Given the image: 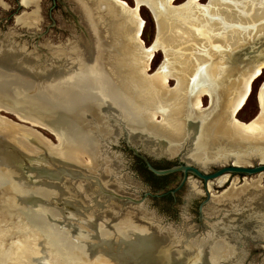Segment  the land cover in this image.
<instances>
[{"label": "bare ground", "instance_id": "1", "mask_svg": "<svg viewBox=\"0 0 264 264\" xmlns=\"http://www.w3.org/2000/svg\"><path fill=\"white\" fill-rule=\"evenodd\" d=\"M70 1L79 13L87 33L78 34L77 41L67 43L63 47L54 48L44 43L46 55L43 59L40 55L29 53L23 46L17 45L11 32L0 37V53L4 62H8L6 65L26 67L37 76H41L42 79L37 81V84L41 90L48 88L49 95L41 94L39 97L49 99L50 102L61 96L60 100L58 98L54 101V108L63 110L66 107L71 111L67 112L70 119L67 125L61 127L54 123L50 127L60 139L59 145L53 150L54 155L73 165L84 166L89 171H96L99 168L110 174L118 170L114 157L106 151L108 147L106 142H113L119 134V129L111 126V119L106 121L108 125L104 123V117L95 108L92 109L91 101L94 100H105L115 107L120 106L117 116L120 121L129 129L138 125L146 131L147 136L142 139L146 147L156 152L167 149L175 153L189 138V123L192 124L201 118V115L196 113L204 108L203 97L208 96L216 106L215 115L210 123L208 121L202 123L203 128L196 138V145L187 154V159L204 165L228 159L238 163L247 162L255 157L264 160V82L259 91L260 110L257 115L248 122L237 118L253 91L254 82L264 74V62L246 67L241 74L234 75L232 69L227 66L225 56L215 61L210 49L216 51L221 48L230 49L232 44L246 40L247 35L234 34V37L227 40L214 36L209 40L203 30L207 22L210 30L218 32L227 28V24L256 27L258 15L249 17L253 21L247 23L246 19L236 20L229 13L231 3L241 0H210L205 4L201 3V0H187L183 8L195 11L194 15L187 16L188 18H184L185 14L182 15L185 10L176 9L177 6H174L176 0H135L136 4L133 7L125 0ZM21 3L35 5L37 10L32 14L17 17V20L30 26L36 24L39 0H22ZM116 4L123 6V10L116 7ZM141 5L150 8L157 23L155 44L149 47L144 46L141 38L145 27V21L139 13ZM242 6H239V9L241 8L243 13L244 7L251 6L249 8L251 10L257 7L249 4ZM105 10L109 16L108 20L102 13ZM207 15L209 20L214 21L210 22ZM219 17L224 21H215L219 20ZM261 17L264 18V15L258 19ZM206 39L211 46L203 44ZM118 47H125V50ZM158 47L163 49L165 57L155 73L149 75L147 70ZM11 76L0 75V91L6 96L10 94L8 90L12 83L17 87L33 83L22 76ZM172 79L176 81V85L169 87L168 83ZM85 113L95 116L94 126L83 125L82 120L79 122V116ZM159 114L162 115V121L156 123L155 118ZM202 119L204 118L200 120ZM0 131L11 132L13 128L0 122ZM62 136L66 137L64 142H61ZM132 138L141 137L135 133L132 134ZM163 140L166 143H163ZM21 144L27 151L28 149L32 151L33 147L27 142L22 140ZM84 155L90 159L88 163L83 162ZM99 161L102 163L97 167ZM6 163L7 156H1L0 236L4 234L12 236L13 243L18 245L15 248H22L20 239H23L26 243L29 242L28 245L31 247L34 245L40 250L43 248L45 251L51 250L50 253L55 254L52 256L56 258H47L48 264H112L113 259L121 261L119 263H130L132 259L143 258L151 245L162 238L161 236L168 239L178 233L171 229L159 228L158 225L157 228L147 225L149 223L144 218L150 216L144 208L131 209L120 214L119 212H123L119 210L120 205L112 199L105 200L95 185L84 177L72 185L70 183L64 185L68 194H74L71 187L75 186L80 190L84 204L79 205L86 213L96 214L99 218L96 221L98 229L105 227L106 221L113 219L115 215H118L116 218L118 222L114 223L113 230L107 228L100 230L106 244L113 241V249L106 247V250L95 251L92 256L87 252L76 251L74 247L69 248L66 245L69 238L65 233L47 229L42 224L44 222L34 225L23 223L20 218V202L22 196L30 190L15 177L14 167ZM77 169L69 166L72 173L79 172ZM224 178L225 176L221 177L220 182ZM109 183L113 184V187ZM125 183L127 181L121 177H116L113 182H106L117 190L122 184L125 186ZM54 187L52 185L40 193L46 199L55 198L59 192ZM190 191L193 194L197 192V188L193 187V190L190 188ZM235 193L212 203L208 210L210 214H218L219 206H232L236 198L242 196L239 195L240 192ZM8 206L10 212L6 209ZM51 214L58 216L54 209ZM138 218L143 221L140 223ZM226 222L228 221L225 220L213 227L215 234L227 228ZM216 237L218 236L214 237L215 240L209 247L212 254L208 264H218V261L221 263L222 259L232 252L229 245L216 244L218 242L216 240L219 239ZM53 238L58 242V246L50 242ZM42 239L46 241V245L49 244L47 249L39 241ZM3 243L4 239L0 237V247L4 245ZM89 245H85L86 248H89ZM0 249L2 254L5 250ZM31 253L35 255L33 249ZM187 254H190V250ZM32 259L34 261L27 260L23 264H35L37 258Z\"/></svg>", "mask_w": 264, "mask_h": 264}, {"label": "water", "instance_id": "2", "mask_svg": "<svg viewBox=\"0 0 264 264\" xmlns=\"http://www.w3.org/2000/svg\"><path fill=\"white\" fill-rule=\"evenodd\" d=\"M53 1L55 3L59 2L63 4L73 18L71 25L76 33V35H73L74 41L78 40V34L86 35V28L81 21L79 13L74 9V4L70 0ZM209 1L210 0H208V2ZM18 4V8L24 5L21 2ZM231 4V11L229 10V13L234 19L244 18L248 23V20H250L249 10H251L249 8L251 6L248 8L244 7V13L241 12V8L239 9V6L243 7L242 5L245 4L257 6L254 7L255 13L252 16L258 15L257 17L259 18L264 15V0H241L238 2H232ZM116 5V7L123 10V6L119 4ZM54 7L55 5L50 8V17L52 19V9ZM258 8L259 10L261 9V11H259ZM36 10L37 8L34 7L33 11L26 14H32ZM24 12L25 11L17 17L24 15ZM102 13L108 20L109 16L107 10ZM240 14H242V16H240ZM17 17L16 23L18 28L21 29V32L25 33L26 36L32 38L43 36V33L37 34L35 32L36 24L32 26L27 25L24 22H19ZM258 18H256V20H258L256 28L248 25L244 28L247 33H250V30L257 29L259 26L258 23H261V26L258 28L261 32L256 34L253 38L248 37L249 42H247L248 39L244 41L245 44L239 45L241 43L239 42V44L236 45L237 48L235 50L229 48H225L224 50L221 48L225 51L223 52L225 61L228 64L227 66L232 69L233 74H235L237 70L239 72L241 70L244 71L246 67H252L264 62V18ZM54 24L55 23L52 25ZM7 33L10 32L8 31ZM154 44L155 40L148 46H153ZM63 46L64 45L58 47ZM118 49L125 50V47H118ZM160 49L161 48L158 47V50ZM240 55H243V58H241V62L243 63L241 68L232 67L237 64V58L240 59ZM6 64H8V62H4L3 55L0 53V75L5 74L6 77L18 75L33 82L32 85L22 87H17L12 83L9 88L10 90H8L10 93L8 96L0 91V122L13 128V131L11 132L0 131V159L1 156H7L6 164L14 167L16 170L14 171L15 177L30 190V192H27L22 196L20 202V218L23 223L34 225L38 222H44L42 224L47 229L58 230L60 233H65V235L68 236L69 243L66 242V245L69 246V248L74 247L76 251H82L83 253L87 252L91 256L97 250H106V247L108 249H113V241L110 243L111 245L106 244L102 238L103 236L101 235L100 230L103 228L113 230L114 223L118 222L116 220L118 215H115L113 219L106 221L105 227L98 229L96 227V221L99 218L96 214L93 212L86 213V211H83L79 207V204H84V198L83 195H81V192H79L80 190L75 186L71 187L74 192L72 195L68 194V191L64 188L65 184L70 183L72 185L73 182L85 177V179H89L95 185L96 190L103 198H105V200L112 199L117 205H120L119 210L123 211L122 213L119 212L120 214L127 212V210L144 208L150 216L144 218V220L149 223L147 225H151L153 228H157L156 225H158L159 228L171 229L179 233L168 239L161 236L162 238L156 240L151 245V248L145 253L143 258L132 259V262L130 263H119L121 261L113 259L111 260L112 264H208V259L211 258L212 254L209 247L212 246L215 236H218L216 238H219L216 240L218 241L216 244L224 243V245H229L232 250L231 254L222 259L223 262L220 263V261H218V264H264V248H260L259 246H264V187L257 188L252 185V182L247 183L248 181H246L239 188L234 187L232 184L219 195H213L209 188V182L214 180L218 181V184L223 185L226 180L220 182L219 179L227 175L243 174L244 176H253L264 172V160L255 157L249 159L247 162L238 163L232 159H228L224 162H211L204 165L187 159V154L192 151V148L196 145V138L198 137L199 132H201L200 130L203 128L202 123L205 121L210 123L213 120L216 111L214 102H211L209 99L208 104L204 105V108L196 113L197 115H201L200 117L204 119L200 120V118L192 124L189 123V138L183 143L180 149L175 153H171L167 149L156 152L146 147L142 143L144 136H147L145 135L146 131H143L138 125H135L133 129H129L126 124L120 121L117 117L119 114L118 107L120 108V106L117 107L116 105L115 107L113 104H109V102L105 100L91 101L92 109L95 108L99 114L104 117V123L111 119V126L119 129V134L116 139L113 142H106V145L108 146L106 151L114 157V160L118 165V170L111 172L110 174L105 173L103 170L101 171L99 168H97L96 171H89L84 166L73 165L65 159L54 155L53 150L54 148H57L59 144H49L41 137L36 129L20 123H12L1 114L2 111L10 112L20 121L39 127L49 128L50 130V127L53 126L54 123L61 127L67 125L70 121L67 117V112H71L66 107L63 110H56L54 108V101H57L58 98V100H60L61 96L50 102H48L49 99L39 97L41 94L49 95L48 88L47 90L44 88L41 90V87L37 84V81L42 79L41 76H37V74L30 71L29 68L22 66L21 68L17 66L12 67ZM79 117V122L82 120L83 125L88 124L89 127L94 126L96 119L91 113H85ZM131 133L134 135L136 133L141 138L134 139L132 138ZM64 138L66 137L64 136ZM64 138L62 136L61 142H64ZM22 140L33 147L32 151L29 149L27 151V149L23 147L21 144ZM163 143H166V141L163 140ZM123 144L133 150L136 155L141 156L147 167L156 175L164 176L175 172L183 173V179L176 190L180 189L186 182L188 189L183 197V203L180 206L177 221L167 220L161 213L151 207L149 197L160 196L161 194H152L151 192L146 191L141 179L135 177L134 171L126 164L127 161L122 150L124 148ZM179 144L180 143H178V145ZM149 157L154 159H177L179 163L167 168H156L149 160ZM100 163H102V161L97 162V167H99ZM69 166L78 168L77 170L79 172L76 171L72 173L69 170ZM215 167L217 169L213 170ZM189 173L204 182L206 197L199 205V214L197 217L191 215L190 207L193 199L199 197L201 192L197 189V192L193 194L191 193L190 188L193 190V187L195 188L196 185L193 182V178H189ZM80 175L83 176L80 177ZM116 177H121L127 181L125 186L122 184V187L118 190L112 188L113 184L109 183L112 187L106 184V182L109 181L113 182ZM52 185L55 186L54 188L58 190L59 194L55 198L46 199L40 192L46 188H51ZM230 188L232 189L230 190ZM234 192H240L239 195L242 196L236 198L232 206H219L218 214H210L208 210L212 203H217L221 199H224L227 196L229 197V195ZM224 202L225 200L223 203ZM9 208V206L6 208L8 212H10ZM53 209L57 211L58 216H53L51 214ZM225 220L228 221L226 222L228 223L226 226L227 228L215 234L213 227L215 228V225H218ZM138 221L141 223L143 219L140 220L138 218ZM0 237L4 239V245L0 248L5 250L2 253L3 255L0 252V264H8L12 261L14 264H20V259L25 263L27 260L34 261L32 258H37L35 264H48L47 258H56L55 256H52L55 254L52 252L50 253L51 250L48 251L47 248L49 244L46 245V241L43 239L39 241L42 245L44 244L47 251H45L44 248L41 250L40 248H35L34 245L31 247L29 246L30 244L28 245L29 242L26 243L23 239H20V241L22 240L20 242L22 243V248H15L18 245L13 243L12 236L4 234ZM46 238L47 237H45V239ZM222 238L224 239L223 241L220 240ZM87 240L88 242H86ZM50 242L52 245L58 246V242L54 240V238L50 240ZM88 244H90L89 248H86ZM255 247H258L259 251L255 256H252L251 252ZM31 249L34 250L35 255L31 253ZM189 250L190 254H187ZM0 251L2 250L0 249ZM63 257L64 256L62 255V258Z\"/></svg>", "mask_w": 264, "mask_h": 264}, {"label": "rangeland", "instance_id": "3", "mask_svg": "<svg viewBox=\"0 0 264 264\" xmlns=\"http://www.w3.org/2000/svg\"><path fill=\"white\" fill-rule=\"evenodd\" d=\"M21 1L22 0H0V37H3L8 31L13 32L12 36H13V39L15 40L17 45L23 46L25 48V50L29 53L40 55L41 59H43L46 55V47H45L44 43H48L52 47H58L61 45H65L71 41L72 42L74 41L73 35H76V33L74 32L73 26L71 25L73 18L70 16L69 12L65 9L63 4L59 3L56 7H54L52 9V16H53V19H52L50 17V8L53 5L51 0H39V7L38 8L40 11V15H38V20L36 21V25H35L36 31L35 32L37 34L43 33V36H41V37L37 36V37L32 38V37L26 36L25 33H22L21 29L18 28V25L16 23V17L18 15H21V13L23 11H25L24 14L33 11L35 5L34 6L33 5H22L20 8H18V6H19L18 3ZM125 1L131 7H133L135 5V0H125ZM186 1L187 0H176L174 2V6H177L176 9H181L184 11L185 8H183V4ZM207 2H208V0H201V3H203V4H205ZM171 9H175V8H171ZM194 12L195 11L185 10V12H183L182 15L185 14L184 18H188L187 16H193ZM139 13L145 21V27H144L141 38L145 44L144 46L149 47L148 45H150L156 39V34H157V23L155 20V16H154L153 12L150 10V8H148L145 5H141ZM254 13H255V9L249 10V16L250 17ZM208 16L209 15H207V18H208ZM208 20H209V18H208ZM209 21L212 22L214 20L211 19ZM215 21L222 22L224 20L220 19V17H219V20L215 19ZM250 21H253V20H248V22H250ZM53 23H55V24L52 25ZM225 24H227V23H225ZM49 25H50V27H49ZM258 25L261 26V23L259 22ZM209 26L210 25L207 22L206 26H204V28H203V30L206 32V35H207V36L206 35L205 36L209 40H210V37H214V36L217 39L222 38V39L227 40L230 37H234L233 36L234 34L236 35L239 33H242V34L245 33L247 35L246 37L248 39V37L253 38L256 34L261 32L258 29L259 26L255 30H250V33H248L250 35H248L247 32L244 30V28L247 27V25L246 26H230L229 24H227V26H226L227 28L221 30L220 32L210 30ZM248 26H253V28H256V27H254V25H248ZM16 36H17V38H16ZM207 39L204 41L203 44H207L208 46L209 45L211 46V44L207 41ZM244 41L242 42V40H241L240 44H239V42L232 44L230 49L235 50L237 48L236 45L237 44H239V45L245 44ZM247 42H249V39L247 40ZM222 49L225 50V48H222ZM222 49H219L218 51L210 49V53L214 54L213 59L214 60L216 59L215 61H218L222 57L223 52H225ZM164 57H165V54H164L163 49H160V50L154 52L153 59L151 60L150 65H149V70H147L149 75H152L155 73L156 69L162 64ZM239 57H240V59L237 58V64H236L237 66L234 65L232 67L241 68V65L243 64L241 62V58H243V55H240ZM242 72H243V70H241L240 72L237 70V72L234 75L238 76ZM263 82H264V74L254 82L253 91H252L251 95L249 96L248 101L246 102L244 107L240 110V112L237 115V118L239 120L248 122L251 119H253L257 115V113L259 112V110H260L259 91H260V88H261V85L263 84ZM168 85H169V87H174L176 85V81L174 79H172V80H170ZM208 102H209V97L204 96L203 97V105H207ZM1 114L4 115L7 118V120L11 121L12 123L16 122V123L23 124L25 126H29L33 129H36L38 131V133L41 135V137L51 145L60 143V139H59L58 135L56 133L52 132L51 130H49V128L39 127V126L31 125V124L24 122V121H20L17 119V117L14 114L9 113V112L2 111ZM161 117H162V115L159 114L155 118L156 123H160V121H162ZM122 150H123V153L125 154V159L127 161L126 164L129 165L130 167H132V170L135 169V171L133 170L135 173V177L137 179H140V176H142V174L137 169L134 158L131 156V153L125 152L124 149H122ZM82 160L84 163H88L90 159L88 158L87 155H84L82 157ZM214 169H216V168H214ZM254 178L256 179V181ZM257 179H259L260 181ZM225 180H226V182L223 183V185L218 184L217 183L218 181H216V180L209 182L210 192L213 195H219L220 193L225 191L227 188H229L233 184V182H234V184H233L234 187H238V186L240 187L245 181H248L247 183L252 182L253 183L252 185L256 186L257 188L264 187V172H262L260 174L253 175V176H244L243 174L228 175V176H225L223 181H225ZM223 181H221V182H223ZM193 182L195 183V185H197L195 188H197L201 192V195L199 197H196L193 199V202H196L198 204L202 199H204L206 197V193L204 191V184L202 181H200L197 178H193ZM232 188H230V190ZM187 189H188V186L183 187L181 195H183V194L185 195V193L187 192ZM149 199H150L151 207L154 208L157 212L161 213L167 220L177 221L178 218H176V216L168 208H165V206H163L161 204L160 200H156V199H153L150 197H149ZM192 205H193V203H192ZM80 207L82 210H84L82 208V206H80ZM190 213L192 216L197 215L195 210L191 207H190ZM12 241L14 242V238L12 239ZM259 246H260V248L261 247L264 248V246H261V245H259ZM258 251H259L258 247H255L251 252L252 256H255ZM20 262H21L20 264H23L21 259H20ZM8 264H14V263L12 261V262H9Z\"/></svg>", "mask_w": 264, "mask_h": 264}, {"label": "flooded vegetation", "instance_id": "4", "mask_svg": "<svg viewBox=\"0 0 264 264\" xmlns=\"http://www.w3.org/2000/svg\"><path fill=\"white\" fill-rule=\"evenodd\" d=\"M51 1H52V4L55 5V7L59 4V2L55 3L53 0ZM123 145H124L123 149L125 150V152H130L131 156L134 158L136 167L143 176V177L140 176V179L143 182L146 191L151 192L152 194H157V193L161 194L160 196H150V198L160 200L161 204L165 206V208H168L177 218L180 212V206L183 203L184 194L181 195L182 189L183 187L187 186V182H186L180 189L176 190L183 179V173L175 172V173H171V174L164 175V176L156 175L147 167L144 159L141 156L136 155L133 152V150L129 149L125 144ZM149 160L156 168H167V167H170V166H173L179 163L177 159L168 160V159H154V158L149 157ZM145 168L149 170V172H152L154 175L145 173L144 171ZM216 169H213V170H216ZM133 170L135 171V169ZM190 177L197 178L196 176L189 173V178ZM201 201L198 204L196 202H192L193 205L191 204V208H193L195 212L197 213L196 217L199 214L198 208H199Z\"/></svg>", "mask_w": 264, "mask_h": 264}, {"label": "trees", "instance_id": "5", "mask_svg": "<svg viewBox=\"0 0 264 264\" xmlns=\"http://www.w3.org/2000/svg\"><path fill=\"white\" fill-rule=\"evenodd\" d=\"M145 169H146V168H145ZM145 169H144L145 173H149V174L154 175L152 172H149V170H147V169L145 170Z\"/></svg>", "mask_w": 264, "mask_h": 264}]
</instances>
